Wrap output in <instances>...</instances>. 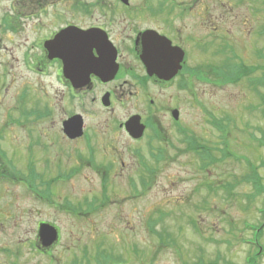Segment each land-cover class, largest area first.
<instances>
[{"label": "rangeland", "instance_id": "1", "mask_svg": "<svg viewBox=\"0 0 264 264\" xmlns=\"http://www.w3.org/2000/svg\"><path fill=\"white\" fill-rule=\"evenodd\" d=\"M207 1L208 7L197 9V47L188 55L189 65L197 66V81L191 89L171 87L153 93L168 105H179L183 125L198 139L197 145L212 147V156L221 159L212 163L198 150L206 168L200 171L195 150L170 127L169 139L162 141L164 161L154 162L144 149L143 160L150 167H143L145 176L136 183L128 180L138 173L134 165L129 167L132 160L125 151L129 168L120 171L119 164L113 166L108 173L112 180L101 183L102 169L88 162L94 158L87 138L96 142L92 125L96 129L98 121L110 115L88 99L85 110L74 99L62 100L65 91L54 81V73L31 71L20 55L19 40L0 20V148L5 151L0 171L8 160L12 179L28 183L37 178V191L29 184L27 190L23 182L0 180V264H119L124 260L116 251L120 245L137 246L139 259L129 264H140L144 247L149 250L148 264L242 261L249 248L241 238L250 235L243 220L257 224L258 208H264V194L256 196L243 180L247 169L240 159L247 157L258 166L264 184V145L256 140L264 142V0ZM7 4L8 0L0 1V17L14 16ZM239 64L254 83H249L247 73L229 80L237 74L225 68ZM222 70L230 82H223ZM47 109L52 117H39ZM137 109L130 104L115 114ZM74 112L83 115L87 138L69 140L62 133L61 120ZM161 115L165 125L166 112ZM210 120L226 128L225 145ZM108 135L98 134L97 140ZM125 138H116L119 150L125 149ZM223 145L225 157L219 150ZM92 197L96 199L88 206ZM70 205L78 214L62 209ZM41 221L59 229V243L50 255L40 254L34 245ZM260 241L264 246V234Z\"/></svg>", "mask_w": 264, "mask_h": 264}, {"label": "flooded vegetation", "instance_id": "2", "mask_svg": "<svg viewBox=\"0 0 264 264\" xmlns=\"http://www.w3.org/2000/svg\"><path fill=\"white\" fill-rule=\"evenodd\" d=\"M207 4V0H8V8L15 14L1 16L0 20L4 29L19 40L20 55L26 58L25 63L31 71L45 74L49 70L54 73V81L65 91L61 93L62 100L64 96L67 100L74 99L85 110L88 99L89 104L108 112L110 117L102 123L98 121L96 129V125L91 127L93 137H96L93 143L85 136L83 117V136L87 138L88 151L93 153L91 156L94 158V162L91 159L88 162L94 169H102L103 177L118 164L120 171L134 165L138 177L134 179L132 176L128 180L135 183L140 181L146 164L143 153L156 163L164 161L162 141L169 139V128L174 129L178 136L186 131L179 105L162 102L153 90L163 91L171 87L178 91L191 89L197 81V66L189 65L188 55L192 48L196 50L197 47L193 34L197 9L208 7ZM145 46L150 49L151 55L166 54L161 62L153 60L150 64L155 67L169 66L172 72L175 70L171 76L165 78L149 74L150 69L141 58ZM61 56L73 59L67 60V65H64ZM180 56L182 60L177 68L176 59ZM86 61L102 70L105 77L95 72L86 77ZM104 102L109 105H104ZM130 104L138 109L115 114L120 109H127ZM163 111L168 121L165 125L161 115ZM175 111L177 119L173 114ZM48 116L52 117L51 109ZM133 116H138L139 124L144 127L143 135L138 139L132 138L126 131V123ZM108 133L109 138L97 140L98 134ZM120 134L126 137V150H119L116 146V138ZM132 144L135 147L133 150ZM123 151L132 160L129 167L128 161L123 160ZM255 233L253 240L246 242L259 243V233ZM58 243L41 248L36 239L34 245L40 254L50 255ZM116 251L125 260L119 264L139 259L137 246L120 245ZM141 252L140 264H148V248L144 247ZM259 252L262 253L260 246ZM263 259L264 256H244L237 264H264ZM221 261L222 264H236L226 259Z\"/></svg>", "mask_w": 264, "mask_h": 264}, {"label": "water", "instance_id": "3", "mask_svg": "<svg viewBox=\"0 0 264 264\" xmlns=\"http://www.w3.org/2000/svg\"><path fill=\"white\" fill-rule=\"evenodd\" d=\"M179 50V49H178ZM150 49L148 47H144L142 59L145 60L147 63V67L150 69V74H157L159 77H165L168 78L171 76L175 70L172 72V68H168L169 66L166 65V67H155L150 64L151 61L156 60L157 62H161L164 57H166V54L161 55H151ZM182 52H180L181 54ZM61 58L65 61L64 65H67V60L73 59V57L70 56H61ZM182 59V56L176 59L177 68H179V63ZM85 76L88 77L90 72L98 73L100 76L105 77L104 72L100 70L98 67H96L94 64L86 61L85 62ZM114 71V69H113ZM74 81V79L72 78ZM82 85V84H80ZM176 115V114H175ZM138 117H132L126 124L128 132L134 136L139 137L142 135L143 132V126L138 124ZM63 132L64 134L70 138L74 139L76 137H79L82 135V119L79 115H74L68 118L63 122ZM38 237L41 242L42 246H49L53 242L57 240V230L49 225L48 223H42L40 224L39 230H38Z\"/></svg>", "mask_w": 264, "mask_h": 264}, {"label": "trees", "instance_id": "4", "mask_svg": "<svg viewBox=\"0 0 264 264\" xmlns=\"http://www.w3.org/2000/svg\"><path fill=\"white\" fill-rule=\"evenodd\" d=\"M243 68H245L244 67V65L242 64H239L237 67H235V68H233L231 65L230 66H228L227 67V73L228 72H231V71H235V73L237 74L235 77H231L229 80L232 82V81H235V80H237L240 76H246L245 74L247 73L248 74V71L246 70V69H243ZM253 69H255V66L253 67ZM220 74H223L224 76L222 77V79L224 80L223 82H225V81H227V82H230L228 79H227V77H226V73L224 72V71H220ZM249 78H251V77H249V74L247 75V80L249 79ZM248 81H250V80H248ZM254 81V80H253ZM250 83V82H249ZM212 124L217 128V129H222V126L221 125H216L217 124V122L216 121H214V122H212ZM190 148V147H189ZM198 148H200V149H205V146H199L198 145ZM0 155L2 156V157H4L5 156V153L3 152V150H1L0 149ZM9 161L7 160V164H5L4 165V171L2 170V171H0V175L1 174H3L4 173V175H6V176H4L5 177V179H10V180H12L11 178H10V176H9V174H8V172H7V166L9 165ZM246 163L248 164V169H249V172L248 173H246L245 175H244V177H243V180L245 181V182H247V183H252V185H253V187L254 188H257L258 186H257V184L259 183V181H258V178H259V174L257 173V166L256 165H254V164H251L248 160H246ZM33 178V180L31 181V182H26V184H29V186L33 189V190H35V186L33 185V181L36 179V177L35 176H33L32 177ZM93 202H94V199H93V201H92V203H88L87 205L88 206H92V204H93ZM74 210L76 211V209L74 208ZM152 225V224H151ZM155 233V232H154ZM157 233V232H156ZM159 234V233H158ZM161 238V237H160ZM74 264H76V263H74Z\"/></svg>", "mask_w": 264, "mask_h": 264}]
</instances>
